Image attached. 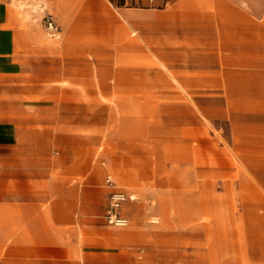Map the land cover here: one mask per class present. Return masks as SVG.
<instances>
[{
	"label": "rangeland",
	"instance_id": "374dc122",
	"mask_svg": "<svg viewBox=\"0 0 264 264\" xmlns=\"http://www.w3.org/2000/svg\"><path fill=\"white\" fill-rule=\"evenodd\" d=\"M94 1L61 13L52 0L37 6L29 44L40 52L21 57L45 79H26L14 117L0 101V256L22 231L6 229L7 201L64 183L79 210L76 231L66 232L93 264H264L262 183L231 150L224 88L198 85L213 73L188 69L194 54L220 45L216 15L224 23L231 8L261 7L105 0L111 12L89 13ZM188 23L205 28L188 38ZM254 156L264 173V151ZM108 171L133 197L124 226L103 216Z\"/></svg>",
	"mask_w": 264,
	"mask_h": 264
},
{
	"label": "crops",
	"instance_id": "0c3cea01",
	"mask_svg": "<svg viewBox=\"0 0 264 264\" xmlns=\"http://www.w3.org/2000/svg\"><path fill=\"white\" fill-rule=\"evenodd\" d=\"M44 1L0 0V101L5 102L3 108L10 117L18 115L17 111H20L14 108V101L23 97L22 88L26 79L33 77L37 80L35 86L40 84L38 80L45 79L44 72L41 75L29 74L21 57L24 53L40 52L29 43L33 38L31 23L36 21L37 6ZM68 1L69 5L64 4L63 0H52L51 6L56 13H61L68 10L74 0ZM94 2L89 13L111 12L105 0ZM243 2L247 7L261 8H231L230 20L224 23L222 19L225 17L216 15V28L221 32L220 45L215 46L213 51H198L189 59L194 66L188 69H198L199 73L204 74L213 73L212 76H201L198 85L224 88V99L230 107L231 150L244 166L253 167L248 169L252 179L261 182L264 189V173L254 168L255 151H264V0ZM184 28L189 38L191 30L198 28L200 31L205 25L188 23ZM132 40L136 41L135 38ZM183 83L189 85V78L186 82L184 76ZM107 176L112 178L114 187L129 194L124 203L133 198L115 174L108 171L104 177L107 188L104 210L113 187L106 182ZM37 182L44 181L37 179ZM64 185H59V189L22 192L20 202L7 201L6 208L11 210V218L6 220L5 227L14 229L21 224L22 231L20 237H13L7 244L5 253L0 256V264H93L86 255L80 258L76 255L70 232H66L71 229L76 231L79 210L69 200L71 191ZM0 198H3L2 195ZM262 204L264 213V200ZM82 213L81 218H84L85 210Z\"/></svg>",
	"mask_w": 264,
	"mask_h": 264
},
{
	"label": "built area",
	"instance_id": "2783aa9c",
	"mask_svg": "<svg viewBox=\"0 0 264 264\" xmlns=\"http://www.w3.org/2000/svg\"><path fill=\"white\" fill-rule=\"evenodd\" d=\"M46 24L53 31H56L58 28L54 21L49 18H47ZM106 182L113 187L109 192L108 202L103 216L108 224L124 226L128 223V218L122 213V206L129 198V194L122 189L114 187L113 180L110 176L106 177Z\"/></svg>",
	"mask_w": 264,
	"mask_h": 264
}]
</instances>
